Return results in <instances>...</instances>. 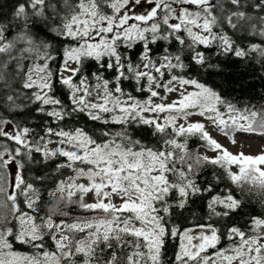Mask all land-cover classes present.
I'll return each mask as SVG.
<instances>
[{"label":"snow or ice","instance_id":"snow-or-ice-1","mask_svg":"<svg viewBox=\"0 0 264 264\" xmlns=\"http://www.w3.org/2000/svg\"><path fill=\"white\" fill-rule=\"evenodd\" d=\"M209 52L264 67V0H15L0 15V109L34 105L46 117L34 134L0 116V264H264V215L222 231L214 218L242 201L196 182L213 165L242 192H264V150L233 153L207 127L233 144L264 138V106L241 107L190 76L222 70ZM75 114L99 127H68ZM141 126L159 142L137 138ZM193 136L214 155L193 152ZM49 161L70 174L40 216L47 175L26 172ZM205 193L206 221L184 226L190 197Z\"/></svg>","mask_w":264,"mask_h":264},{"label":"trees","instance_id":"trees-1","mask_svg":"<svg viewBox=\"0 0 264 264\" xmlns=\"http://www.w3.org/2000/svg\"><path fill=\"white\" fill-rule=\"evenodd\" d=\"M14 2L15 0H0V15L8 14ZM135 55L134 51V59ZM208 55L211 57L209 63L220 64L222 70H217L211 67L199 68L198 66H194L195 70L189 73L190 76L201 80V82H206L209 85L217 86V90L223 91L227 99L241 107L244 105H255L257 107L264 106V67H262L257 60L246 62L237 60L233 57H217L212 52H209ZM88 71H96L94 63L88 66ZM105 75L110 76L111 74L106 73ZM124 86L126 91L133 92L134 95L143 98L142 94L133 91V87L129 82L126 81ZM34 108V105H30L28 108H25L22 112L18 113H11L0 109V116L15 119L18 122L27 124L29 127L34 128V134H43L42 129L45 126L43 121L46 117L37 115L32 110ZM52 126L55 127V125ZM67 126L84 127L89 131H93L95 128L99 127L98 124H94V122L87 120L86 117L79 114H75L71 121L68 122ZM134 131L136 137L142 138L145 143L155 144L160 140L159 136H153L152 129L146 126L135 128ZM202 143L203 142L198 137L193 136L189 138V147L193 152H199L200 149L204 148L201 147ZM34 156L37 161L41 160L40 154L34 153ZM62 160L63 158H60V161ZM37 174L47 175V179L41 186L42 202L38 213V215L43 216L48 212L49 208V204L47 203L49 199L48 191L55 187L56 181L64 178V176L70 173L68 170L56 173L55 162L49 161L47 164H33L30 166V170L26 172L27 176ZM217 176L220 177L219 180H217ZM196 182L201 187H207L211 184L213 186L211 195H224L227 194L228 191H231L237 199L242 201V206L236 212L231 213L228 218H214L216 226L222 231L233 224L246 228L247 225L245 224V221H247L250 216L264 215V192H261L259 189H252L249 191L248 188H245L242 192L238 187L232 185L230 181L225 179L223 177V171L216 166L206 165L197 175ZM208 198H210L208 193H205L203 196L198 195L190 197L189 204L186 206V209L183 210V219L180 222L184 226H194L196 223L205 222ZM66 210L72 211L73 214L79 211L78 209ZM48 243L51 246V241ZM225 243V241H222L221 246H224ZM17 250L21 252L31 251L27 246L22 245H17ZM174 251V244L169 241L167 255L171 257ZM211 251L213 250L210 249L209 252L211 253Z\"/></svg>","mask_w":264,"mask_h":264},{"label":"rangeland","instance_id":"rangeland-1","mask_svg":"<svg viewBox=\"0 0 264 264\" xmlns=\"http://www.w3.org/2000/svg\"><path fill=\"white\" fill-rule=\"evenodd\" d=\"M176 94H168L167 100L165 102H170L173 99H176ZM156 102H160L157 100ZM193 121L195 120H202L200 117H192ZM208 131L210 134L218 140L224 147H226L229 151L233 153H237L240 151L245 152L246 154H257L261 150H264V138L258 136H250L246 134H238L235 136L236 143H232L231 137L224 136L219 130L213 128L212 126L208 125ZM53 145H50L52 147ZM201 154H207L209 156L214 155L213 152L207 151L205 148L199 150ZM235 171V167H233ZM88 200H91V196L88 197Z\"/></svg>","mask_w":264,"mask_h":264}]
</instances>
